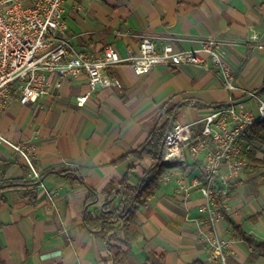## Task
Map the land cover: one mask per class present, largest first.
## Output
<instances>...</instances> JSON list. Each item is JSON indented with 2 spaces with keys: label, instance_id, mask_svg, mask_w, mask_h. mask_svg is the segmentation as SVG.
I'll return each instance as SVG.
<instances>
[{
  "label": "crops",
  "instance_id": "1",
  "mask_svg": "<svg viewBox=\"0 0 264 264\" xmlns=\"http://www.w3.org/2000/svg\"><path fill=\"white\" fill-rule=\"evenodd\" d=\"M65 18L78 54L98 55L113 47L121 57L138 55L143 37L157 48L172 42L177 50L215 39L238 90L228 92L209 57L202 55L203 65L158 66L142 76L129 63L119 64L110 74L120 86L99 89L82 108L76 101L89 90L85 73L64 79L35 104L12 100L0 118V131L28 148L41 178L32 180L24 158L0 145V264H113L99 231L84 223L89 189L98 192L91 209L99 216L110 182H121L134 169L130 184H139L151 162L135 157L117 162L166 122L165 107H178L174 125L193 123L198 132L214 109L234 106L264 88V0H77L66 3ZM263 92L243 104L264 102ZM252 145L255 159H263L264 133ZM162 163L159 188L149 206L137 211L142 237L122 264H161L162 257L164 264H216L200 212L205 204L202 162L185 152L181 159ZM257 170L259 164L249 159L230 183L226 216L217 225L229 242L228 264H264V257L253 258L254 250L229 225L264 241V186L248 184ZM73 173L86 185L71 184ZM29 181L36 184L34 203L24 196L31 190L25 186Z\"/></svg>",
  "mask_w": 264,
  "mask_h": 264
},
{
  "label": "built area",
  "instance_id": "2",
  "mask_svg": "<svg viewBox=\"0 0 264 264\" xmlns=\"http://www.w3.org/2000/svg\"><path fill=\"white\" fill-rule=\"evenodd\" d=\"M70 1L77 0H0V118L12 100L20 105L35 104L60 88L64 79L82 73L86 74L89 90L76 103L85 107L99 89L120 86L110 73L123 63H129L142 76L158 66L203 65L202 55H206L222 77L225 89L230 93L238 90L235 74L225 63L222 45L215 39L198 40V46L191 50H177L172 42L157 48L152 39L143 37L138 55L121 57L113 47L98 55L76 53L67 36L65 5ZM53 76L56 83L50 81ZM263 122L264 102L260 101L252 107L241 104L216 108L201 120L200 131H195L193 123L176 124L165 137L162 161H176L187 152L202 162L200 191L205 204L200 212L209 229L206 242L213 263L228 264L229 242L218 234L217 225L228 208L230 183L249 165L250 130ZM0 145L19 153L31 179L40 180L41 174L26 146L12 143L1 131ZM223 169L227 172L221 176Z\"/></svg>",
  "mask_w": 264,
  "mask_h": 264
},
{
  "label": "trees",
  "instance_id": "3",
  "mask_svg": "<svg viewBox=\"0 0 264 264\" xmlns=\"http://www.w3.org/2000/svg\"><path fill=\"white\" fill-rule=\"evenodd\" d=\"M177 108L174 105L165 107L166 122L163 124L159 123L139 148L117 162L120 163L128 157H135L139 161L149 160L151 162V166L144 172L137 186L130 184V177L134 169H131L121 182H110L104 189L106 199L99 216L96 215L95 210L91 209L92 205L97 201L98 192L94 189H89V196L85 202L84 223L90 230L99 231V235L105 243L107 254L113 264H122L131 252L133 245L142 237V228L136 222L137 211L140 208L149 206V201L154 197L156 190L160 186L159 177L165 168L162 159L160 160V153L163 149L165 137L170 132V122L175 117ZM262 133H264V122L257 123L251 128L247 140L250 143L252 141L260 142ZM250 153L249 159L260 166V170H257V175L248 181L249 186L254 189L257 186H264V158L257 160L255 159V152L251 151ZM70 176L72 175H68V177ZM76 176L73 173L71 184L86 185L81 177ZM11 186H15V183L8 187ZM25 186L31 188V190L24 193V196L30 198L34 203L37 197L35 182L29 181L25 183ZM229 225L254 250L253 258L264 257V241L254 239L246 234L241 227L230 221ZM161 264H164V257L161 258Z\"/></svg>",
  "mask_w": 264,
  "mask_h": 264
},
{
  "label": "water",
  "instance_id": "4",
  "mask_svg": "<svg viewBox=\"0 0 264 264\" xmlns=\"http://www.w3.org/2000/svg\"><path fill=\"white\" fill-rule=\"evenodd\" d=\"M263 91H264V88H262V89L256 91L255 93H253V94H251V95H248V96H247L246 98H244V99H241V100H239V101H237V102H234L233 105L236 106V105L243 104V103L249 101L250 99H252L253 97H257V96H258L261 92H263ZM174 123H175V117H173L172 120H171V122H170L169 130L172 129ZM163 148H164V144H163ZM162 152H163V149H162V151H161V153H160V160L162 159Z\"/></svg>",
  "mask_w": 264,
  "mask_h": 264
},
{
  "label": "rangeland",
  "instance_id": "5",
  "mask_svg": "<svg viewBox=\"0 0 264 264\" xmlns=\"http://www.w3.org/2000/svg\"><path fill=\"white\" fill-rule=\"evenodd\" d=\"M250 145L252 146V147H254L253 145H252V143H250ZM253 151V150H252ZM251 152V151H250Z\"/></svg>",
  "mask_w": 264,
  "mask_h": 264
}]
</instances>
